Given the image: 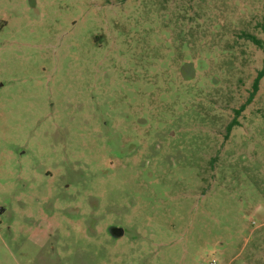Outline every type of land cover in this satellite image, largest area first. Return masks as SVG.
<instances>
[{"label":"rangeland","instance_id":"rangeland-1","mask_svg":"<svg viewBox=\"0 0 264 264\" xmlns=\"http://www.w3.org/2000/svg\"><path fill=\"white\" fill-rule=\"evenodd\" d=\"M263 55L264 0H0V264H264Z\"/></svg>","mask_w":264,"mask_h":264},{"label":"trees","instance_id":"trees-1","mask_svg":"<svg viewBox=\"0 0 264 264\" xmlns=\"http://www.w3.org/2000/svg\"><path fill=\"white\" fill-rule=\"evenodd\" d=\"M243 35L247 38V39H250L253 43L257 44V45H262L263 42L260 38H258L257 36H255L254 34H251V33H246L244 32ZM264 74V55H263V58H262V67L258 73V78L261 77L262 75ZM257 78V80H258ZM231 128V125H228V129Z\"/></svg>","mask_w":264,"mask_h":264},{"label":"water","instance_id":"water-1","mask_svg":"<svg viewBox=\"0 0 264 264\" xmlns=\"http://www.w3.org/2000/svg\"><path fill=\"white\" fill-rule=\"evenodd\" d=\"M111 231L115 235H119L122 233L123 229L121 227L113 226V227H111Z\"/></svg>","mask_w":264,"mask_h":264}]
</instances>
